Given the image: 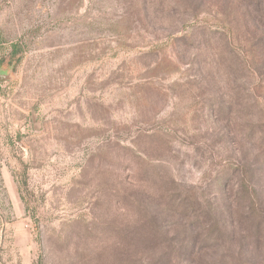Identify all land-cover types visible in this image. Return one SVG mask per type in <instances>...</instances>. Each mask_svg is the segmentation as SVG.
Segmentation results:
<instances>
[{"label":"rangeland","instance_id":"1","mask_svg":"<svg viewBox=\"0 0 264 264\" xmlns=\"http://www.w3.org/2000/svg\"><path fill=\"white\" fill-rule=\"evenodd\" d=\"M0 264H264V0H0Z\"/></svg>","mask_w":264,"mask_h":264}]
</instances>
